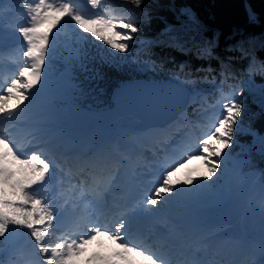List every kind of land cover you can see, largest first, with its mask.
I'll return each mask as SVG.
<instances>
[{
	"label": "trees",
	"instance_id": "1",
	"mask_svg": "<svg viewBox=\"0 0 264 264\" xmlns=\"http://www.w3.org/2000/svg\"><path fill=\"white\" fill-rule=\"evenodd\" d=\"M21 1L24 9L39 2ZM112 1L102 17L123 18L138 26L134 39L126 42L128 50L119 53L77 25H58L53 31L59 37L46 57V76L63 87L73 104L91 111L111 108L114 88L140 78L173 79L187 87L191 91L187 118L241 101L233 143L225 151L230 157L246 151L249 161L243 173L257 172L264 187V95L244 87L249 77L264 83V0H142L139 6L131 0ZM73 31L81 38L71 42ZM181 124L177 118L170 126ZM203 127L195 126L200 136ZM10 231L0 237V263L15 247Z\"/></svg>",
	"mask_w": 264,
	"mask_h": 264
},
{
	"label": "snow or ice",
	"instance_id": "2",
	"mask_svg": "<svg viewBox=\"0 0 264 264\" xmlns=\"http://www.w3.org/2000/svg\"><path fill=\"white\" fill-rule=\"evenodd\" d=\"M89 3L96 7L100 0H89ZM141 3L142 0H131V4L136 6ZM29 12L30 26L20 27L18 31L27 44L23 56L31 61V65L19 72V76L24 78L23 82L12 80L5 89L7 94L0 95V115L10 120L16 119L24 111L21 106L33 98V89L44 87L43 68L53 44L51 34L62 18L70 17L83 33L90 34L122 54L129 48L126 42L133 40V34L138 31L134 22L123 18H85L69 3L54 6L39 0ZM250 18L255 19L254 15H250ZM224 113L214 133L203 140V154L189 157L186 162L167 171L160 185L149 195L120 213L114 230L93 225L79 238L62 240L54 245L46 243V237L55 212L31 193L35 186L45 183L52 165L38 153L30 157L21 156L12 141L0 136V237H6L10 229L15 227L30 230L35 248L45 257L44 264H134L133 257L141 258L146 264H167L164 259H158L140 247L135 242L136 235L146 223L154 228L161 223L172 226L173 208L183 207L198 198L199 194L192 191L198 186L197 182L212 181L219 172L227 170L230 152L225 150L230 149L233 143L234 126L242 114V102L231 101L225 105ZM192 160L202 162L203 171L189 169L188 164ZM181 185L184 186L183 190L179 187ZM101 240L109 242L110 251L107 254L96 252L86 256L89 246Z\"/></svg>",
	"mask_w": 264,
	"mask_h": 264
},
{
	"label": "rangeland",
	"instance_id": "3",
	"mask_svg": "<svg viewBox=\"0 0 264 264\" xmlns=\"http://www.w3.org/2000/svg\"><path fill=\"white\" fill-rule=\"evenodd\" d=\"M80 1H81V4H75L70 0H45L46 4L50 3V4H53L54 6H59L63 3H69L73 5V8L75 11L81 14L80 10H82V7L87 3V1L86 0H80ZM30 2L33 3V1H30ZM21 4H22L21 0H8L7 5L3 2L0 3V45H6L7 48L9 49L8 53L6 52L4 53V55H2V58H5V61L3 62L4 64L3 67H5L10 72H12L13 69L14 71L15 69L18 70L17 67H19V65L23 63L22 60H24V56L21 57L22 59L21 60L20 55L23 54V52L26 50V47H27L26 41H24L23 37L20 36L19 32H17L16 30H18L20 27L30 26L31 24L29 9H21L22 7ZM126 17L131 18V19L133 18V16L129 13L127 14ZM65 24H68L69 27L71 28H74L76 25L75 22L72 21L70 17L62 18L60 25H65ZM58 37H59L58 33H56L55 31L52 32L51 34L52 41ZM69 38H70V41L73 42L77 39H80L81 34L79 32L73 31L72 33L69 34ZM53 48L54 46H50V51ZM62 56L63 55H60V57ZM6 65L7 66L9 65V66L7 67ZM47 67H48V64H45L43 68V73L45 77L43 81L44 88H48L51 91H53V93L51 94L52 96L50 97L59 101L61 104L54 105V104H51L50 101L45 100L44 102H41L35 105L34 104L35 101H34L32 102L31 106L21 107L22 109H24V111L17 116V119L24 118L23 120H29L30 116L33 117L39 114L38 112L43 109L48 110L51 107H56L63 111L65 110H69V111L72 110L74 112L80 111L78 112V117H80V119L83 120V122H91V123L94 122L98 124V126L100 125L103 126L102 123L105 118V111H101V110L91 111V110H87L85 108H81L79 106L74 105L72 101L70 100V98L63 93L64 89L61 85L55 84L46 78V68ZM16 72H19V71H16ZM10 79L14 80L13 77ZM247 81H246L247 84L246 82L244 83L245 88L249 89L250 92H254L258 95L259 94L262 96L264 95V83H258L252 80L251 78H248ZM37 94L42 95L43 97H45V99L46 97H48V96L43 95V91H37ZM34 105L36 107H33ZM225 105L227 104H222L216 109L215 108L206 109L202 113L197 114V116L191 115L189 118L187 117L184 118L182 116L181 126H176L173 128L169 126L167 128L169 129L168 134H164L165 131L162 132L161 134L160 131H163L164 129H166V127L164 129H161L162 127H160L159 132L161 136H160V139L156 141L155 146L151 148H147L144 146L141 150L142 160H144L143 163H144L145 168L150 169V171L155 174H160V175L163 174V177H164V175L166 174L165 171L167 169L175 168L180 163L186 162L189 157H195L197 155L203 154L201 151L202 142L203 140L207 139L209 136H211L214 133L215 127L218 126L219 119L222 118V116L225 114L224 113ZM40 106L42 107V109H40L39 111H36L35 108L40 107ZM26 115H28V117H26ZM7 119L10 120L9 118ZM119 119L120 118L113 121L114 132L120 126ZM127 120L133 121L134 123H139L140 115L139 113L136 114V116L128 115ZM79 124H82V123H79ZM197 124L204 125L203 127L204 133L197 140L195 137V133L193 131L183 132V130L186 129L185 126H191L192 128H195ZM164 126H167V124ZM151 129L152 128H149L144 131V134L138 139L139 143L144 142L147 134H151ZM3 130L5 131L4 128H0V134L4 132ZM4 136L9 137V133L6 132V135ZM151 136L153 137L154 134H152ZM23 138H28V139L32 138V142L26 141L25 143H23L22 147L21 146L17 147L16 145L17 142ZM52 138H54V135H52L51 131H48V132L47 131L46 132L24 131L22 135L19 134L16 138H10L9 140L15 144L17 151H19L21 156L23 157H30V155L33 153L40 154L43 159L48 161L52 165V167H54V169L56 168V172H58V174L56 175L58 176L59 173H63V172L60 171L58 165L55 164L53 160L46 158L45 155H42L41 152L37 151L36 149H33V148L30 149L32 143L35 145L43 146L45 143H47V141L51 140ZM58 138L63 139L64 137L63 135H58ZM167 142H169L171 146L173 145L174 142H176V146H174V148L171 149L173 150L171 153L173 154L172 157H171L170 152L168 151L167 146H161V144L164 145V143H167ZM210 146H214V145H210ZM170 159H174V161L167 164V160H170ZM248 161H249V157H247L246 151H242L239 155H236L233 157L229 156L227 160V170L226 171L219 172L218 177H214L212 181H204V180L198 181L197 182L198 186L192 188V191L200 195V194H205L204 193L205 191L215 193L217 190H220L222 193L220 196L225 195L229 200L231 198V190L228 188L229 183L234 182L239 185L238 196L241 199L240 208H242L240 227L246 230L248 234L251 236L252 238L251 245L253 249L255 250L254 255L256 257V252L258 249L254 241H256L257 239H260L261 241L264 242V187L257 176V172L252 171L248 174L243 173L244 172L243 166ZM188 168L203 171L202 162L197 161V160H192V162L188 164ZM180 175H182V173ZM47 179L44 184L35 186L31 190V193L32 195H34L35 198L41 199L46 206H48L51 210L54 211L56 210L54 207V200L51 199L48 189L46 190V187H48ZM66 180L69 183H72V185H70L72 187V191L71 189L69 190L66 188L65 190L66 193L71 194L72 192L78 193L80 191L81 197L79 200L80 201L87 200L89 203L87 205V208L95 204V203H92V201L85 194L81 184L78 185V183H75V182L73 183L72 178H69V177H67ZM65 185L69 187L67 183ZM159 185L160 183L157 186ZM179 187L181 188V190H183L184 186L181 185ZM99 197H100L99 200H101L102 199L101 194L99 195ZM172 199H175V198H172ZM209 200L213 201L215 200V197L209 198ZM205 201H203V203L198 202V205H207L208 203H206L207 201L206 202ZM90 209L93 210L92 207ZM63 213H66L65 209L63 210L58 209L57 212H55L54 221L56 223L62 222V221H59V217L63 216ZM93 217L95 221L96 216H94V214H93ZM81 227H82V230L86 232L88 231L87 227H84V226H81ZM249 229L252 231V234L249 233ZM28 234L31 235V232L30 230L26 228L22 231H15V232L10 231L9 237L14 243H16V246L11 252L7 253L5 260L1 261L0 264H44V262L43 263L33 262L32 259L30 258V255L26 254L25 249L31 247V242H30L31 240L25 238L26 235ZM80 236H76L75 238H79ZM60 239L62 241V240H66L69 238L66 237L65 233L64 234L62 233L60 234ZM166 245L168 244L166 243ZM226 245L227 243L225 244L224 247H227ZM139 246L142 247L141 245ZM142 248L151 249L152 253L153 252L156 253V252H159L163 248V245L158 246L157 244H154V245H148V248H146L145 246ZM100 249L101 247L98 248L97 244L94 243L93 245L89 246L86 256H90L93 253L98 252ZM185 249H187L188 251L192 250L194 253H196L195 246L192 247L189 245V246H186ZM167 250H168L167 253L166 252L163 253L165 257L171 256V258H173V254H170L172 253V251L175 252V254H178L176 250L169 249V247ZM204 253H208L207 248H204ZM196 254H199V253H196ZM226 254L228 255V253H222L221 257H219L220 259L219 261H223L225 264H250L248 263L249 259H251L252 263L255 261L254 257L241 256V255L239 256L237 254L236 256L234 255L231 257L229 256L225 257ZM230 254L233 255L232 252ZM199 255H201V253ZM216 261H217L216 256L214 257L212 256L211 261L208 264L210 263L216 264ZM133 262L134 264H146V262L141 260V258L139 257H135L133 259ZM185 263L186 261L184 262L183 260L182 264H185Z\"/></svg>",
	"mask_w": 264,
	"mask_h": 264
},
{
	"label": "bare ground",
	"instance_id": "4",
	"mask_svg": "<svg viewBox=\"0 0 264 264\" xmlns=\"http://www.w3.org/2000/svg\"><path fill=\"white\" fill-rule=\"evenodd\" d=\"M73 2L75 4H81L80 0H74ZM6 52L7 53L9 52V49L7 48V46L6 45H0V95H6L7 94L5 92V89L8 86H10L11 82H12V79H7L3 75L2 69L4 68L3 62L5 61V58H2V55H4V53H6ZM21 57H23V54L20 55V59H21ZM22 61H23V63H21L19 65V67H17L18 70L15 69V71H14V69H13V72H12L13 78L16 80H20L21 82L24 81V78L19 76V72L24 67H26V66L30 67V65H31V61H29L26 57H24V60H22ZM16 71H19V72H16ZM37 91H43V95L48 96V97H46V99H45V97H43L42 95L37 94ZM32 92L35 94V96H34V100H35L34 104L35 105H37L41 102H44L45 100L50 101L52 104H56V101L50 97V96H52L51 94L53 93V91H51L50 89L44 88V87L40 88L39 86H37V88L33 89ZM32 97H33V95H32ZM9 103H12V101L11 102L9 101ZM25 104H26V107L32 105V103H27V102ZM35 105L33 107H36ZM35 109H36V111H39L40 109H42V107L40 106V107H37ZM44 111L45 110L43 109V110L38 112L39 114H37L33 117L30 116L29 120H23V121H27V122H31V121L44 122V121H46L47 122V120H49V118L47 119L46 118L47 115L42 114ZM14 115H16V114L14 113ZM26 117H28V115H26ZM127 118H128V116L121 117L119 119L120 120L119 122H121L122 120H125ZM22 119H24V118H22ZM53 121H55V120H52V122ZM52 122H49V123H51V126H53ZM123 122H126V121H123ZM123 122H121V123H123ZM127 122H130V121H127ZM56 123H57V126H59V125L64 126V129L60 130L57 134H56V132L52 131L54 138L49 140V142L45 143L43 146L42 145L41 146L35 145L32 143L30 149L31 148L36 149L37 151L41 152L42 155H47L49 157L52 156V158L57 156L58 158H60L61 155L64 154V150H65V147H64L65 135H66L65 133H66V129H67L68 124H69V119H64L62 117V118L56 120ZM94 124H95V126H98V124H96V123H94ZM168 126L169 125L162 127L161 129H164L166 127V129H164L163 131H160V129H159L160 127H153L151 129V134H147L144 142H142V143L138 142L137 149L140 153L138 155L139 157H142L141 150L144 146L147 148H151V147L155 146L156 141L158 139H160L162 132L165 131L164 134L169 133V129H167ZM7 128L8 127L5 128L6 132H8ZM29 128H23V127L18 126L15 129H19L20 132H24L25 130H29ZM159 131L161 132V134ZM149 133H150V131H149ZM152 134H154L153 137L151 136ZM4 135H6V134H3V135L0 134V136H4ZM58 135H63L64 138L59 139ZM4 137H6V136H4ZM13 137H14V135H12L11 137L9 135V137H7V138L10 139ZM26 141L32 142V138L20 139L17 142V147H19V146L22 147L23 143H25ZM161 146H165V144L164 145L161 144ZM174 146H176V142L173 143V145L171 146V149H173ZM172 151L173 150L170 151V154L172 153ZM172 156H173V154H171V157ZM65 159H67L68 163L73 165L74 167L78 166V163L81 160L80 158H77L75 160H71V158H69V157L68 158L66 157ZM172 160L173 159H170L169 161H172ZM169 161H167V163ZM53 162L56 163V161H53ZM90 164H91V169L89 171L85 170L84 173L78 172V170H74L72 167H70L69 170H65V171H63V173H61L60 179H61V182L63 184L62 188L65 190L67 188L69 190L71 189V191H72V187L70 186V185H72V183H69L66 180L67 177L72 178L73 183L75 182V183L81 184L83 189H89L91 187H95L96 192H97L96 197L94 198L95 202L97 203L96 210L92 211L90 209L92 206H89V208H87V205L89 204L87 200H83V201L79 200L81 197V192H78V193L72 192L71 194H68V193H66L65 190H63V192H62L63 195H60V198H57V200H61L63 197H65V198L67 197L68 201L65 202L64 207L67 209L68 212H71V214H69V215L65 214L63 216H60L59 221H62L61 224L59 222L56 223L53 220L52 227L49 228V230H48L49 234L46 237V243H48L50 245H54L56 242L61 241L60 234H62L63 232L69 233L71 231V227H73V226L76 227L78 225H83L84 227L88 228L89 226L95 225L93 214L96 215L97 221H99V218L101 219V221L99 222V227H102V228L107 227V228H109V230H114V226H113L112 222H113V220L117 219L118 216L115 213L111 217H106L107 211L105 209V204L103 203L102 199L99 200L100 199L99 195L101 194V196H102V193L105 191V189L108 188V177L104 174L103 171H100L101 167L98 165L97 161H92V162H90ZM76 169H77V167H76ZM169 170H172V168L167 169L166 172ZM117 171H118V168H116L115 174ZM54 172H56V168L54 169V167H51L49 174H52ZM140 174L144 178L146 175H150V178L148 180H146L147 183H149V181L153 179L156 181L158 180L157 183L159 184V183H161V181L163 179V175H157L155 173H150V170L142 169L140 171ZM66 183L69 185V187L65 186ZM154 185H153V187H154ZM204 193L205 194L198 195V198L193 199L190 203H193V206H196V207H208L212 210L217 211V210L221 209V207L228 201V198L225 195L220 196L222 194L220 190H217L215 193H211L209 191H205ZM212 197H215V200H213V201L209 200V198H212ZM69 199H71V200L69 201ZM203 201H205L208 204L207 205H198V202L203 203ZM54 211L57 212V210H54ZM241 214H242V208H240V210L238 212L237 222L233 225H235V226L240 225ZM67 223H68V225H65ZM37 227L39 228L40 226H37ZM84 233H86V231H83V234ZM249 233H252V231L250 229H249ZM160 236H162L163 239L162 238L161 239H155L156 241L149 243V245H154V244H157L158 246L163 245V248L159 252H156V253L153 252L152 253L151 249H145L146 251L151 252L158 259H164L165 261H167V264H182L183 260H184V262L186 261L185 264H193L194 262H198V264H208V256L209 255L207 256V253H204L202 248H198V246L196 247L197 252L199 254L201 253V255H199V254L197 255L192 250L188 251L187 249H184L185 251L181 252L180 250H182L183 248L181 247V244L179 242L174 240V237L166 235V234H164V235L160 234ZM25 238L31 240L30 241L31 247L25 249L26 254L30 255V258L32 259L33 262H35V263L36 262H42L43 263L45 257L41 256L39 250L37 248H35L34 238L30 234L26 235ZM72 238H75V236ZM72 238H69V239H72ZM168 241H170V242L174 241V242L173 243L171 242V243H169V245H166V242H168ZM135 242L138 245H142V246H145L146 248H148V245L146 246V245L142 244L143 242L138 241L136 238H135ZM94 243L97 244L98 248L101 247V249L99 251L104 252L105 254H107L110 251V244L108 241L101 240V241H97ZM205 245L210 247V248L216 247L219 252L228 253V255L226 254L225 257H228V256L231 257L234 255L236 256V254L238 255V252L241 254L240 249H238L236 246H232V248L230 249L229 247L228 248L224 247L225 245H223L222 242H221V244L214 246L213 244H211L210 240L207 239V241L205 242ZM168 247H169V249L176 250V252L178 254H175V252L172 251V253H170V254H173V258H171V256L165 257L163 253H165V252L167 253ZM203 248H205V247H203ZM231 252L233 253V255L230 254ZM242 255H249V254L242 252ZM134 258L135 257H133L132 259H134ZM83 259H84V257L81 258V260H83ZM250 264H257V263L255 261V263H250Z\"/></svg>",
	"mask_w": 264,
	"mask_h": 264
},
{
	"label": "water",
	"instance_id": "5",
	"mask_svg": "<svg viewBox=\"0 0 264 264\" xmlns=\"http://www.w3.org/2000/svg\"><path fill=\"white\" fill-rule=\"evenodd\" d=\"M191 92L181 83L171 80L127 79L112 92L113 106L106 111L105 122L139 113L137 129L161 127L177 118L187 108ZM107 127L113 129V123ZM232 197L221 207L220 216L229 225L238 219L239 186L230 183Z\"/></svg>",
	"mask_w": 264,
	"mask_h": 264
}]
</instances>
